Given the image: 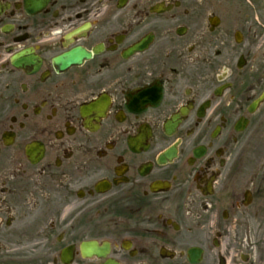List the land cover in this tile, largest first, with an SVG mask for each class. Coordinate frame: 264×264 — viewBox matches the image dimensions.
<instances>
[{"label":"flooded vegetation","instance_id":"flooded-vegetation-1","mask_svg":"<svg viewBox=\"0 0 264 264\" xmlns=\"http://www.w3.org/2000/svg\"><path fill=\"white\" fill-rule=\"evenodd\" d=\"M227 2L0 0V248L264 264V41Z\"/></svg>","mask_w":264,"mask_h":264},{"label":"rangeland","instance_id":"rangeland-1","mask_svg":"<svg viewBox=\"0 0 264 264\" xmlns=\"http://www.w3.org/2000/svg\"><path fill=\"white\" fill-rule=\"evenodd\" d=\"M225 1V0H221ZM229 2L225 3V7H230L232 14L229 18L230 23L232 24V29L234 31L243 32L245 29L246 14L248 15L247 19L254 26V30L259 32L262 35V40L264 41V30L260 29L259 26H264V0H228ZM5 235V234H3ZM7 238H4V245L0 248V258H14L9 260L10 263L18 264L21 262V258L24 261L26 258L31 259L34 250L29 249V246L24 243H14V239H11L9 235H6ZM43 250V249H42ZM20 258V261L17 258ZM7 261V260H4ZM28 261V260H26ZM31 261V260H30ZM3 262V261H2ZM1 264V260H0ZM30 264H35L34 261H31Z\"/></svg>","mask_w":264,"mask_h":264},{"label":"water","instance_id":"water-1","mask_svg":"<svg viewBox=\"0 0 264 264\" xmlns=\"http://www.w3.org/2000/svg\"><path fill=\"white\" fill-rule=\"evenodd\" d=\"M259 101H264V95L260 98ZM100 249H97L93 243L85 244L81 247V255L84 257H90L91 255L101 256L99 253ZM61 259L64 263L68 262V255L66 253L62 254Z\"/></svg>","mask_w":264,"mask_h":264}]
</instances>
